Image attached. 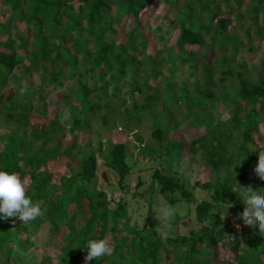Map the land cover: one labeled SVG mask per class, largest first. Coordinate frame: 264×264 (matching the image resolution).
<instances>
[{
  "label": "trees",
  "instance_id": "obj_1",
  "mask_svg": "<svg viewBox=\"0 0 264 264\" xmlns=\"http://www.w3.org/2000/svg\"><path fill=\"white\" fill-rule=\"evenodd\" d=\"M152 1L173 11L166 29H179L174 46L163 56L160 51L146 53L148 35L137 20ZM261 10L264 0H0V170L15 173L21 181L27 176L26 197L41 208V215L27 223L15 217L0 221V264H21L34 245V227L45 221L60 235V244L54 256L44 253L31 264H85L86 249L81 247L88 239L107 236L113 255L87 264H264V236L222 217L236 220L243 211L232 191L238 194L239 185L264 189L253 172L257 151H264V143L259 146L253 139L264 121V53L258 67L243 57L235 63V54L244 46L238 28L248 38L252 30L264 38V23L257 21ZM124 17L132 19V27L126 41L117 43L115 23ZM186 45L199 50H187ZM210 49L217 54L200 63ZM164 61L167 73L161 71ZM182 66L187 77L178 79ZM17 68L19 75L14 73ZM32 72L39 78L36 87L27 82ZM129 75L133 79L127 94L140 97L131 105L121 102L118 85ZM159 76V83L149 84ZM9 83L7 93L3 88ZM65 86L58 103L67 114L48 116L40 105L45 98L41 93ZM217 98L231 106V115L211 126L213 115L197 109ZM180 102L193 114L192 123L208 126L188 149L194 153L198 148L202 164L211 171L208 181L195 182L209 199L195 204L196 228L162 238L149 211L146 225L131 226L126 202L112 203L96 186L98 158L123 184L131 170L126 143H108L104 149L98 138L94 151L90 141L80 145L77 138L88 131L129 130L131 121L150 120L151 139L143 143L137 137L138 152L146 156L156 150L169 161L167 168L153 172L151 183L171 203L176 202L175 192L192 203V192L170 169L175 152L184 147L183 141L167 138L175 121L170 109ZM35 118L46 120L38 135L32 131ZM68 135L72 140L64 143ZM58 157L66 159L68 174L54 180L47 163ZM218 249L233 258L218 255Z\"/></svg>",
  "mask_w": 264,
  "mask_h": 264
},
{
  "label": "rangeland",
  "instance_id": "obj_2",
  "mask_svg": "<svg viewBox=\"0 0 264 264\" xmlns=\"http://www.w3.org/2000/svg\"><path fill=\"white\" fill-rule=\"evenodd\" d=\"M247 3V1H245ZM227 9V8H225ZM244 10V8H243ZM173 16V11L168 5L152 1L151 4L144 8L137 18L141 25V29L148 35L146 41V53L153 54L157 51L161 52V56L166 55V48L174 46L177 35L179 33L178 28L166 29L168 20ZM258 24L264 23V10H261L257 15ZM248 26V20L244 22ZM23 28V25H19ZM117 29L116 42H124L127 39V34L132 27V19L124 17L121 21L115 23ZM158 28V30H157ZM12 32L15 30L12 28ZM164 32H167L165 34ZM163 34V39L159 38L158 35ZM239 40L244 44L243 47L235 54V63L239 61L241 57L245 59L248 65H254L258 67L259 62L264 53V38H258L253 30L250 33L249 38L241 29H237L236 32ZM209 40V37H207ZM255 47L254 51H248V46ZM185 49L196 52L199 50L198 46L186 45ZM21 52V51H19ZM227 52L230 53V46L227 47ZM212 49L209 50L207 59L200 58V63L210 62L213 59ZM217 54V53H215ZM161 71L163 73L168 72V64L166 61L161 65ZM21 70L15 69V74L19 75ZM31 77H27V82H32L33 85L38 86L39 78L37 73L32 72ZM187 77V67L182 66L179 72L176 74V78L184 79ZM161 76L156 80H148L150 85L159 83ZM133 79V76H126L118 84L120 87L119 95L123 99L121 102H126L127 105H131L134 101L140 99L137 93L134 97H130L127 93L129 91V83ZM24 82V80H23ZM26 83V82H24ZM5 86L3 89L7 93L11 89V84ZM66 86L56 90H49L48 93L42 92L41 96L44 97L41 106L46 107V113L48 116H57V112L66 115V111L62 109V105L58 103L59 95L66 91ZM46 90V88L44 89ZM161 93H163L161 91ZM43 94V95H42ZM163 95V94H162ZM57 101V102H56ZM60 101V100H59ZM36 105H38L36 103ZM161 100L158 102L157 107L161 108ZM173 112L175 118L174 126L169 128L167 138L173 141H183L184 147L181 149L180 154L175 152L173 161L171 162L172 174H175L180 180L184 181L187 188L193 194V202L187 203L182 200L179 192H175L174 199L175 203L168 201V197L159 193L156 189V183L152 182V174L156 169H163L168 166V159L165 156H158L155 147H153V155H144L138 152V147H141L137 141V137L142 139V142L150 141L151 132L153 125L151 121L144 118L138 123L136 121L129 122V130L113 128L110 130H102L100 133L95 131H88L78 135L77 142L83 145L85 142H91L90 146L95 151L98 145V138L103 144V148L106 149L108 143H126V154L127 162L131 166L129 174L126 176L122 185L118 183L117 175L103 165V162L98 158V167L96 170V186L105 191L108 199L117 202L123 199L126 202V209L129 216V223L131 226L141 228L146 225V216L148 211L151 214V220L155 222V228L158 233L165 238L166 236L184 235L190 229L196 228L198 224L195 219V204L204 199H209V195L195 186V182H206L211 177V171L208 167H205L201 162V151L197 148L196 152L192 153L189 148V143L199 139L208 130L206 123L199 122L198 124L192 123L193 114L185 108L181 102L175 103L170 109ZM201 114H212L214 117L211 126L215 125L218 120H224L231 115V106L225 104L223 101L217 98L213 103L206 102L197 109ZM46 120L44 119H33V133L38 135ZM255 144L262 146L264 143V121L258 123L257 128L253 134ZM72 135H68L64 139V143L70 142ZM165 142V141H163ZM65 158H57L56 160L49 161L47 163L48 170L53 174V179L63 174H68V170L65 166ZM250 176H248V179ZM138 181L142 184L137 186ZM25 188L28 183V177L26 176L22 181ZM152 187V190H150ZM151 191V194H149ZM113 207V204H110ZM170 210L173 213L172 218L167 222H162L160 215L163 211ZM225 216L226 220L234 225H240V227H246L243 222L236 218L234 220L230 215L222 213V217ZM49 222H42L39 226L34 227V233L31 234V239L34 242L33 247L25 255V258L20 261L21 264H31L32 261L36 260L39 255L44 253L54 256L57 253V246L60 244V235L51 232L49 229ZM106 241L110 242L109 236L106 237ZM218 255H224L227 259H232L233 256L229 251L225 249H218ZM1 261H3L1 259ZM15 264V263H14Z\"/></svg>",
  "mask_w": 264,
  "mask_h": 264
},
{
  "label": "clouds",
  "instance_id": "obj_3",
  "mask_svg": "<svg viewBox=\"0 0 264 264\" xmlns=\"http://www.w3.org/2000/svg\"><path fill=\"white\" fill-rule=\"evenodd\" d=\"M257 152L258 162L253 168V172L264 183V151ZM243 159L239 160L238 166ZM232 191L244 205L243 211L238 214V219L253 232L264 236V189L253 191L251 188L245 189L239 185L238 194L235 190ZM40 215L41 208L26 197L25 186L18 176L15 173L0 170V221L15 217L23 223H27ZM172 216L173 213L170 210H165L161 213L160 219L162 222H167ZM236 227L239 228L240 225H236ZM81 248L86 249L85 264L93 259L98 260L101 257L113 255L112 246L102 238L88 239Z\"/></svg>",
  "mask_w": 264,
  "mask_h": 264
}]
</instances>
